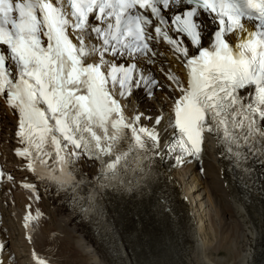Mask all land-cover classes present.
<instances>
[{"label": "snow or ice", "instance_id": "1", "mask_svg": "<svg viewBox=\"0 0 264 264\" xmlns=\"http://www.w3.org/2000/svg\"><path fill=\"white\" fill-rule=\"evenodd\" d=\"M161 38L187 69L186 87L167 74L181 95L169 124L178 138L165 147L180 150L179 162L199 158L208 134L238 166L264 160V0H0V97L17 115L16 154L38 181L75 193L82 158L109 182L150 159L160 134L142 113L126 116L121 99L162 87L146 71ZM38 218L26 214L25 229Z\"/></svg>", "mask_w": 264, "mask_h": 264}, {"label": "bare ground", "instance_id": "2", "mask_svg": "<svg viewBox=\"0 0 264 264\" xmlns=\"http://www.w3.org/2000/svg\"><path fill=\"white\" fill-rule=\"evenodd\" d=\"M172 59L171 54L157 48L154 62L146 67L160 79L162 87L154 90L151 98L143 91L132 98L142 118L151 117L145 119L148 123L162 112V135L170 132L166 102L173 90L163 86L162 78L167 66L176 68ZM15 121L13 113L0 104V126L5 128L0 132L3 140H10L5 145H10L9 164L15 162L18 166V158L11 154L16 145ZM208 143L201 160L170 170L163 161L161 146L154 160L157 177L148 179L146 188L132 194H106L103 217L98 223L85 220L75 208L62 203L55 192L40 189L33 193L14 184L13 199L0 196L1 212L9 219L4 225L0 221V238L5 245L0 264H37L33 252L57 264H264V174L253 173L260 192L254 193L249 187L242 190L245 171L230 167L226 154L221 156L219 147L214 150ZM81 164L85 172L94 174L97 170L94 162ZM175 173H188L190 187H182ZM42 194L47 199L36 203ZM5 200L10 205L14 200L10 210L4 209ZM45 201L61 225H46ZM26 205L39 218L29 229H22ZM195 210L204 212V221H209L216 234L207 244L198 240L204 223L202 218L201 223L195 219Z\"/></svg>", "mask_w": 264, "mask_h": 264}, {"label": "rangeland", "instance_id": "3", "mask_svg": "<svg viewBox=\"0 0 264 264\" xmlns=\"http://www.w3.org/2000/svg\"><path fill=\"white\" fill-rule=\"evenodd\" d=\"M1 146H3V144L5 145V144H7V141H3V140H1ZM0 146V147H1ZM176 174V173H175ZM175 177H176V179L178 180V181H180L181 183H182V187H184L185 185H187L188 187H190V185H189V179H187L186 180V178H184V175L182 174V173H180V174H176L175 175ZM184 178V179H183ZM179 182V183H180ZM46 207V209H47V211L48 212H50V210H49V208H48V206H46L45 204H44V208ZM198 208V206H196V208L195 209H197ZM200 211V212H199ZM195 212V214H196V220L198 221V220H200V221H198V222H200L201 223V218H202V223H204V224H201L203 227H201V229L202 230H200V232L198 233V235H197V237H198V240L200 241V243L201 244H207L208 242H210L211 240H213V239H215L216 238V234H215V232H214V230H213V228L211 227V225H210V223H209V221L207 220H205L204 221V218L206 219V215L204 214V212L203 211H201V210H195L194 211ZM196 212H198V213H196ZM50 213H52V212H50ZM201 213V214H200ZM203 214V215H202ZM203 216V217H201V216ZM198 216V217H197ZM199 216H200V218H199ZM196 221V222H197Z\"/></svg>", "mask_w": 264, "mask_h": 264}]
</instances>
